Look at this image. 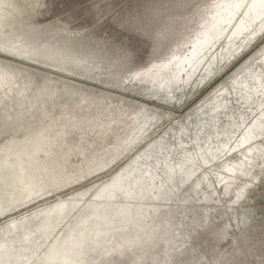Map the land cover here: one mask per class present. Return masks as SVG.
<instances>
[{"label":"rangeland","instance_id":"rangeland-1","mask_svg":"<svg viewBox=\"0 0 264 264\" xmlns=\"http://www.w3.org/2000/svg\"><path fill=\"white\" fill-rule=\"evenodd\" d=\"M262 51L264 0H0V262L32 264L98 194L56 245L127 224L107 264H264Z\"/></svg>","mask_w":264,"mask_h":264},{"label":"bare ground","instance_id":"bare-ground-1","mask_svg":"<svg viewBox=\"0 0 264 264\" xmlns=\"http://www.w3.org/2000/svg\"><path fill=\"white\" fill-rule=\"evenodd\" d=\"M254 42V41H253ZM219 46H221V45H219ZM244 50V49H243ZM243 50L238 54V55H244L243 53ZM215 52H217V50L215 51ZM243 52V53H242ZM211 54H214V52H212ZM237 55V56H238ZM264 56V51H262L261 53H256V54H254V55H251L250 57H248V58H246V60L243 62V63H247L246 65H248V66H250V65H253V64H256L257 63V61L258 60H261L262 59V57ZM235 57H236V55H235ZM264 58V57H263ZM231 60V59H230ZM243 65V67L245 66V67H247L246 65ZM244 67V68H245ZM240 69H243L242 67L241 68H239V69H237V70H235V72H233L232 73V75L234 76ZM216 73V72H215ZM216 74H220V71H218ZM231 75V76H232ZM165 76V75H164ZM143 77H145V76H143ZM147 77V78H146ZM146 77L144 78V79H151L150 77H148L147 75H146ZM163 78V77H162ZM157 85H160V84H157ZM168 94V93H167ZM170 94V93H169ZM165 134H167V133H164L163 135H165ZM162 135V136H163ZM155 140H159V138L158 139H155ZM154 142H156V141H152V142H150V143H148V145L144 148V151H146L147 149H149L150 147H151V145H153V143ZM134 161V160H133ZM135 162V161H134ZM112 184V182H110L109 184H107L108 186L109 185H111ZM106 185V184H105ZM74 196V195H73ZM96 197L97 198H94V200L92 199V200H90V201H88L87 202V204L85 205V206H83V207H81V208H79V210H78V212H76V214L71 218V219H69L65 224H63V228L62 229H60V231L58 232V234L55 236V237H53V240L51 241V245H49L48 246V248L42 253V255H44V253L47 251L48 252V249L49 248H51L53 245H55V248H57L58 246H61L62 247V252H64L65 251V253L67 252L69 255L70 254H72V252L74 253V256H76V258L77 257H82V259L80 260V262H75L74 261V263L73 264H104V262L105 261H107V262H105L106 264L107 263H109V261L108 260H106L105 258L106 257H102V256H100V253H104V252H106V251H108V249L109 250H111L112 248H114L118 243H119V241L116 239V237L118 238V237H122V238H126V236H128V234H129V231H127V227L125 228V226L127 225H124L123 226V228L122 229H120V231L121 232H116V233H114L115 232V230H111V232L112 233H114L115 234V236H114V238H115V240L116 241H114V240H111V241H114V242H111V243H105V245H103V244H95V246H91V244H88L87 243V245H79V246H72V245H69L68 243H66L64 240H62V242H60V245H56L57 243V240L59 239V237H60V239L66 234H68L72 229H74V228H72V226H74V224H76L77 222H79V223H83V224H86V220L85 219H87L88 217L90 218V215L88 216L86 213L85 214H83L85 211H83V209L85 208V207H87V206H91V205H93L94 203H98V204H100V203H106V202H108V201H102V200H100V196H98V194L96 195ZM74 197H67V198H62V199H64L66 202H64V203H62V204H71L72 203V205L73 206H71L69 209H68V213H66L65 212V214H63V216H61V220H59L55 225H54V227H53V230L52 231H50L51 233H50V235L49 236H51L52 235V233L59 227V225L63 222V220L64 219H66L73 211H75V208L77 207V202H75V200L73 199ZM61 199V200H62ZM54 203H56L55 201H53ZM54 203H52V204H48L47 206H45V207H42V208H40V209H38V210H34V209H31V212H29V213H27V212H24V213H22V214H20V215H18V216H16L15 218H12L13 220L12 221H15L16 219L17 220H20L22 217L23 218H26L27 216L28 217H30V218H27V219H21L20 221H18V222H16V223H23V221H27V223H30V220H33L34 218H38L37 219V222H39V221H41V220H43L44 218H46L49 214L50 215H54V216H57V215H59L60 214V212H62V210H61V208H59V207H62V206H59V207H57V204H54ZM109 203H111L110 204V206L111 207H114V208H117V205L114 203V202H112V201H109ZM24 206H26V204H22L21 206H19V207H17V208H15V209H19V208H21V207H24ZM15 209H14V211H15ZM80 211H82V216H80V218H79V220H78V218H77V216H78V214L80 213ZM110 211V210H109ZM108 211V212H109ZM35 212H37L38 214H36V215H33ZM33 218V219H32ZM107 218H109L110 220H108V222L106 223V222H104V223H106V224H108V227L110 228V229H112V226H113V221H114V219H113V217L112 216H110V217H106V218H104V219H99V220H101V221H107ZM11 220V219H10ZM10 220H7V221H10ZM111 220H112V222H111ZM7 221H4V222H2V223H0V224H3V223H5V225H6V222ZM89 222V221H88ZM87 222V223H88ZM79 223H78V225H79ZM44 228H45V226H43ZM28 228H30V227H28ZM42 228V225L41 226H38L37 225V229H41ZM65 229H67V230H65ZM17 230V232H16V234H19V232H18V229H16ZM126 231V233H124ZM10 232V231H9ZM29 233V232H28ZM15 234V235H16ZM63 234V236H61ZM14 235V236H15ZM65 235V236H66ZM108 235L110 236L111 234H109L108 233ZM48 236V237H49ZM27 241H29V238H28V240L26 239V240H23L22 242H23V244L24 245H26L28 242ZM38 250V249H37ZM36 250V251H37ZM35 251V252H36ZM35 252H33V254H31V255H29L28 257H26V258H29V261L28 262H26V264H30V262H31V260H32V257H33V255H34V253ZM76 253H78V254H76ZM87 254V255H86ZM41 255V256H42ZM40 256V257H41ZM73 256V257H74ZM38 258L37 260H35L32 264H39V261H40V259L41 258ZM107 259H109V258H107ZM1 261V260H0ZM52 262L50 263V264H56L57 263V260L55 261V260H51ZM4 263V262H3ZM2 262H0V264H3Z\"/></svg>","mask_w":264,"mask_h":264}]
</instances>
